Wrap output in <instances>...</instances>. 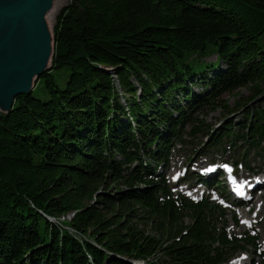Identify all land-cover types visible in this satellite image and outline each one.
Segmentation results:
<instances>
[{"label": "trees", "instance_id": "obj_1", "mask_svg": "<svg viewBox=\"0 0 264 264\" xmlns=\"http://www.w3.org/2000/svg\"><path fill=\"white\" fill-rule=\"evenodd\" d=\"M246 86L228 114L260 104L210 135L211 148L264 150V0H70L48 71L0 112V264L255 254V237L225 232L223 209L176 200L164 179L172 152L202 133L198 116ZM66 217L68 228L51 222Z\"/></svg>", "mask_w": 264, "mask_h": 264}, {"label": "rangeland", "instance_id": "obj_2", "mask_svg": "<svg viewBox=\"0 0 264 264\" xmlns=\"http://www.w3.org/2000/svg\"><path fill=\"white\" fill-rule=\"evenodd\" d=\"M70 0H53L52 6L49 11L45 14V21L47 26L49 27L51 40H52V29L54 25V20L56 15L58 14L59 10L67 5ZM206 63L215 62V56H209L203 60ZM50 62L47 63V67H50ZM223 66H220V69L223 70ZM48 71V69H46ZM45 71V72H46ZM211 72L206 74V77H210ZM36 77L32 80L31 91L34 89L35 84L37 82ZM195 82V81H194ZM39 91H34V94H37ZM191 92L194 95L201 93L200 86L197 87L196 84L192 88ZM251 87L246 86L242 88L235 89L230 92H226L222 95L221 100L218 102L219 105H224V107H219L216 111H212L206 109L198 116V120L202 123L204 128L202 129V133H198L195 138L191 140H186L185 143L181 146L182 148L178 151L172 152L170 160L168 162L167 168H165V173L167 176H171L175 171H180L182 167H185L187 170L186 176L183 177L184 182H181V185H185L186 187H190L193 190L195 183L188 182V175H192L193 178L198 174V170H204L209 164H216L217 162H224L229 160L232 161H242L251 169L253 173L258 172L259 176L264 174V151H255L252 147H248L242 140L237 141L233 146L232 142H227L223 140L221 142V146L219 148H211V138L210 135H218V130L222 129L224 125L228 121L236 122L238 119L242 117V112L244 109H251L255 105L260 104L261 100H256L248 107L240 110L238 114H228V110L232 109L235 106L237 101L242 102V99L248 98L251 93ZM188 132V131H186ZM232 145V147L230 146ZM207 154L206 156H203ZM241 170V168H239ZM193 171V172H192ZM187 178V179H186ZM172 186V185H171ZM173 187V186H172ZM218 190L220 193H224V189L222 188V184H218ZM193 188V189H192ZM207 194V193H205ZM255 200H250V205H247L243 208H234L232 209H225L224 214L225 217L223 218V223L225 225V229L230 234H235L237 236L242 235L245 228L239 224V220L246 219L248 222H251L252 228L254 233L257 235L260 247L263 250V256L261 258H254V264L256 262H260L264 264V191L259 192L258 195L255 196ZM228 201V200H227ZM234 219H237V223ZM53 221V220H52ZM185 223L189 224L190 219L185 218ZM61 228H68L66 227L65 222L60 221H53ZM242 255H246L249 257L250 260L251 254L250 252H243V254L236 255L235 258H238ZM233 258V259H235ZM229 264H248V261L240 260V262H236L235 260L230 261Z\"/></svg>", "mask_w": 264, "mask_h": 264}, {"label": "water", "instance_id": "obj_3", "mask_svg": "<svg viewBox=\"0 0 264 264\" xmlns=\"http://www.w3.org/2000/svg\"><path fill=\"white\" fill-rule=\"evenodd\" d=\"M18 0L0 7V19L10 28L0 42V112L7 113L19 95L31 92L32 80L43 75L52 55V40L45 21L53 0ZM22 35H17V26ZM16 42H15V40Z\"/></svg>", "mask_w": 264, "mask_h": 264}, {"label": "bare ground", "instance_id": "obj_4", "mask_svg": "<svg viewBox=\"0 0 264 264\" xmlns=\"http://www.w3.org/2000/svg\"><path fill=\"white\" fill-rule=\"evenodd\" d=\"M17 1L18 0H0V7L13 4V3H15ZM43 1H45V0H42L41 3H43ZM9 28H10L9 22H7V20H4V19L1 20L0 19V42H2L4 40L5 35L7 34ZM48 30H49V27H48ZM17 35L18 36L22 35V28H21L20 25L17 26ZM15 42H16V40H15ZM69 219H70L69 217H66L65 219L64 218H60L59 221L61 222L62 220H69ZM52 220L53 219H51V222H53Z\"/></svg>", "mask_w": 264, "mask_h": 264}]
</instances>
